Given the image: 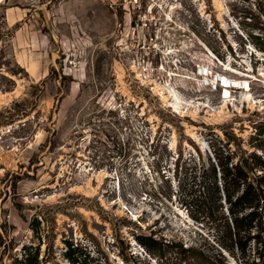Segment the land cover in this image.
Returning a JSON list of instances; mask_svg holds the SVG:
<instances>
[{
  "label": "rangeland",
  "instance_id": "374dc122",
  "mask_svg": "<svg viewBox=\"0 0 264 264\" xmlns=\"http://www.w3.org/2000/svg\"><path fill=\"white\" fill-rule=\"evenodd\" d=\"M255 1L0 0V264L24 245L69 264L66 242L90 264H198L147 255L150 232L215 253L183 199L219 139L264 158V58L238 31Z\"/></svg>",
  "mask_w": 264,
  "mask_h": 264
},
{
  "label": "trees",
  "instance_id": "16d2710c",
  "mask_svg": "<svg viewBox=\"0 0 264 264\" xmlns=\"http://www.w3.org/2000/svg\"><path fill=\"white\" fill-rule=\"evenodd\" d=\"M240 17L238 31L245 41L239 46H248L264 58V0L255 1L251 8L243 10ZM206 45L220 59L219 52ZM262 62L264 64V60ZM258 134L264 135V125L259 127ZM197 165L198 190L183 201L189 200L188 203L202 219L214 228L215 253L209 256L202 250L197 252L181 243L173 244L152 232L136 234V243L149 256H159L164 251L163 247L172 246L184 255L190 254L198 264H231L230 259L236 264H264L262 155L243 149L241 140L231 134L219 139L205 159L198 156ZM38 226L39 221L34 218L30 227L37 232ZM65 245L63 257L69 264H90L82 258L77 247L68 242ZM21 252L22 257L17 264H40L39 245H24ZM123 261L122 264H149L142 259L131 261L128 257Z\"/></svg>",
  "mask_w": 264,
  "mask_h": 264
},
{
  "label": "bare ground",
  "instance_id": "6f19581e",
  "mask_svg": "<svg viewBox=\"0 0 264 264\" xmlns=\"http://www.w3.org/2000/svg\"><path fill=\"white\" fill-rule=\"evenodd\" d=\"M226 82H227V80L225 79V84H226ZM233 84H234L233 86H238V82L237 81H233ZM0 98L1 99H4L5 98V95L0 94Z\"/></svg>",
  "mask_w": 264,
  "mask_h": 264
},
{
  "label": "water",
  "instance_id": "95a60500",
  "mask_svg": "<svg viewBox=\"0 0 264 264\" xmlns=\"http://www.w3.org/2000/svg\"><path fill=\"white\" fill-rule=\"evenodd\" d=\"M231 264H233V263L231 262Z\"/></svg>",
  "mask_w": 264,
  "mask_h": 264
}]
</instances>
